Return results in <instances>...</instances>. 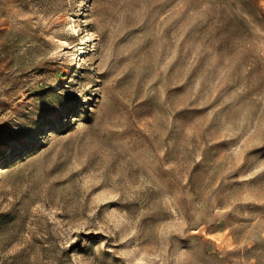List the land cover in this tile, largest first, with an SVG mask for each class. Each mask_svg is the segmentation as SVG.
Instances as JSON below:
<instances>
[{
	"label": "rangeland",
	"instance_id": "374dc122",
	"mask_svg": "<svg viewBox=\"0 0 264 264\" xmlns=\"http://www.w3.org/2000/svg\"><path fill=\"white\" fill-rule=\"evenodd\" d=\"M0 264H264V0H0Z\"/></svg>",
	"mask_w": 264,
	"mask_h": 264
},
{
	"label": "bare ground",
	"instance_id": "6f19581e",
	"mask_svg": "<svg viewBox=\"0 0 264 264\" xmlns=\"http://www.w3.org/2000/svg\"><path fill=\"white\" fill-rule=\"evenodd\" d=\"M87 38L89 39L88 35H87ZM86 52H87V47L83 45L82 48L80 49V52H79L78 56H81V55H83ZM77 65H79V63Z\"/></svg>",
	"mask_w": 264,
	"mask_h": 264
}]
</instances>
